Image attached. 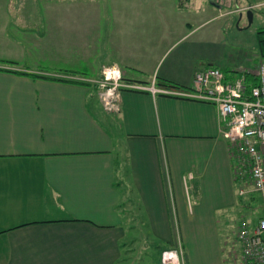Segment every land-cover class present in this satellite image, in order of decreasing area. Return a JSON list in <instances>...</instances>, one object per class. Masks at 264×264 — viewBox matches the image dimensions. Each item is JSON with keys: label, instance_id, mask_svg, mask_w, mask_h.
I'll use <instances>...</instances> for the list:
<instances>
[{"label": "crops", "instance_id": "obj_1", "mask_svg": "<svg viewBox=\"0 0 264 264\" xmlns=\"http://www.w3.org/2000/svg\"><path fill=\"white\" fill-rule=\"evenodd\" d=\"M2 13L8 15L0 1V264H122L132 254L126 248L132 205L137 218L150 222L147 237L167 245L158 261L141 264H242L240 244L236 251L228 245L218 216L236 200L217 106L124 89L120 111L106 112L96 86L78 81L99 78L101 70L87 71L90 60L64 70L22 65L7 49L18 41L5 36ZM204 22L161 54L125 49L111 63L131 82L182 89H191L195 72L208 66L228 78L254 79L256 70L217 62L209 35H189ZM162 37L141 32L131 41L148 47ZM164 251L172 253L169 262Z\"/></svg>", "mask_w": 264, "mask_h": 264}, {"label": "rangeland", "instance_id": "obj_2", "mask_svg": "<svg viewBox=\"0 0 264 264\" xmlns=\"http://www.w3.org/2000/svg\"><path fill=\"white\" fill-rule=\"evenodd\" d=\"M0 1L8 12L7 16L2 13L4 34L19 42L11 41L7 49L12 47L18 53L22 65L36 64L47 71L54 67L64 70L74 69L83 61L90 60L93 67L87 71L97 75L104 66H119L111 63V60L125 49H133L131 53H135L138 48H144L146 52L151 48L150 52L157 49L156 52L161 54L189 28H195L204 21L189 35L194 38L209 35L213 41V54L224 68L230 65L257 70L261 64L264 65V55L260 52L258 42V30L264 29V0ZM217 4L218 7L215 6ZM15 5L20 6V11L16 10ZM25 6L34 10L25 11ZM248 9L255 10L258 16L252 23L247 17ZM26 27L28 29L24 32L30 35H24ZM141 32L154 35L163 33L166 39L162 37L157 42H150L148 47L144 44L134 45L133 39ZM180 42L187 43L184 39ZM76 70L86 72L81 68ZM126 179L128 181V177ZM241 189L245 190V194L240 193ZM233 192L236 203L223 208L218 216L223 237L236 251L239 223L245 220L255 224L264 214V199L259 192L252 190L245 177L235 174L234 161ZM128 195L132 200L137 198L135 187H129ZM136 210L137 206L132 205L131 213L136 219H131L132 235L130 240H126V248L128 251L132 248V254L125 253V260L122 258L120 262L122 264L158 261L162 248L167 246L155 237H147L151 229L150 222L137 218ZM226 221L229 224L226 225ZM180 245L185 246L181 236Z\"/></svg>", "mask_w": 264, "mask_h": 264}, {"label": "built area", "instance_id": "obj_3", "mask_svg": "<svg viewBox=\"0 0 264 264\" xmlns=\"http://www.w3.org/2000/svg\"><path fill=\"white\" fill-rule=\"evenodd\" d=\"M87 80L96 86L102 108L110 113L120 111L124 89L168 93L215 104L225 124L222 132L229 141L235 174L245 177L252 190L264 199V65H260L252 80L245 73L228 78L218 66L204 67L195 72L191 89L131 82L118 65L104 66L99 78ZM240 193L245 194V190ZM237 241L242 264H264V214L255 224L242 220ZM172 259V253L164 251V262Z\"/></svg>", "mask_w": 264, "mask_h": 264}, {"label": "trees", "instance_id": "obj_4", "mask_svg": "<svg viewBox=\"0 0 264 264\" xmlns=\"http://www.w3.org/2000/svg\"><path fill=\"white\" fill-rule=\"evenodd\" d=\"M258 42H259L260 52H261L262 55H264V29L258 30ZM26 74L37 75V74H33V73H26ZM50 77L54 78V79H61V80H69V81L72 80V79H68V78H65V77H55V76H50ZM78 81L82 82V83H85V84H89V85L92 84L90 82H84L82 80H78ZM161 85L165 86V87H170V88H178L177 86L171 85V84H169V83H167L165 81H162Z\"/></svg>", "mask_w": 264, "mask_h": 264}, {"label": "water", "instance_id": "obj_5", "mask_svg": "<svg viewBox=\"0 0 264 264\" xmlns=\"http://www.w3.org/2000/svg\"><path fill=\"white\" fill-rule=\"evenodd\" d=\"M211 1L215 2V0H211ZM247 17H248L249 23H252V21H253V11L251 9L247 10Z\"/></svg>", "mask_w": 264, "mask_h": 264}]
</instances>
